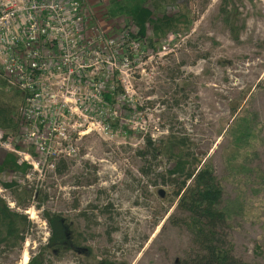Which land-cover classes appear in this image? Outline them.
I'll return each instance as SVG.
<instances>
[{"label": "rangeland", "instance_id": "374dc122", "mask_svg": "<svg viewBox=\"0 0 264 264\" xmlns=\"http://www.w3.org/2000/svg\"><path fill=\"white\" fill-rule=\"evenodd\" d=\"M79 1L91 25L122 40L127 50L121 71L108 82L115 100L93 108V124L77 127L71 158L55 160L41 174L0 171V182L15 180L32 192L22 208L13 190L0 192L31 222L20 247L0 245V264H24V253L29 260L46 244L45 211L60 214L70 237L80 234L91 250L45 251V264H180L193 248L187 213L177 207L176 185L156 174L175 160L164 153L169 134L183 138L184 152L198 165L208 163L222 186L233 255L264 264V0H146L154 14L180 19L165 34L154 36L147 26L151 44L122 38L137 29L125 17H107L109 0ZM23 100L0 78V107L14 115ZM100 114L106 122H98ZM10 134L20 148L18 132ZM147 138L161 147L155 158L137 153ZM8 152L0 147V163Z\"/></svg>", "mask_w": 264, "mask_h": 264}, {"label": "built area", "instance_id": "2783aa9c", "mask_svg": "<svg viewBox=\"0 0 264 264\" xmlns=\"http://www.w3.org/2000/svg\"><path fill=\"white\" fill-rule=\"evenodd\" d=\"M90 20L79 0H0V78L24 99L15 111L20 148L1 129L0 147L32 173L71 158L77 127L93 124V108L107 104L103 92L115 91L108 82L121 71L127 50ZM93 74L101 77L94 81ZM28 147L33 152L23 150Z\"/></svg>", "mask_w": 264, "mask_h": 264}, {"label": "trees", "instance_id": "16d2710c", "mask_svg": "<svg viewBox=\"0 0 264 264\" xmlns=\"http://www.w3.org/2000/svg\"><path fill=\"white\" fill-rule=\"evenodd\" d=\"M145 3L146 0H109L105 13L108 18L125 17L136 27V33L128 32V38V35L137 39L148 38L149 44H151L152 37L149 38L146 35L148 27L153 29L154 36L159 33L165 34L169 29H172L174 24L180 22V19L179 16L174 18L167 14H154ZM221 11L225 12L223 7H221ZM225 21L231 24L228 15ZM231 30L233 31L232 26ZM115 93L116 91L103 92L105 101L112 104L115 100ZM11 111L6 106L0 107V129L5 133L18 132L19 129L15 114L11 115ZM171 136L174 135H168L164 153L169 157H175L173 166L167 169V172L159 170L156 174L162 178L163 183L176 185L174 195L179 197L177 207L187 213L185 223L192 233L193 248L186 258L180 260V264H247L233 255L232 243L226 238L224 228L227 226V216L220 207L223 188L214 177L211 166L204 162L198 165L200 160L194 163L195 160L192 159L191 153L184 152L182 148L185 146V140ZM173 147L178 148L175 154L171 151ZM160 150L161 147L153 146V143L147 138L145 149L139 150L137 153L143 158H146L147 155L149 158L150 156L155 158ZM193 163L194 167H192ZM28 168L29 166L25 163L19 164L16 155L12 152H8L0 163V171L8 169L22 176L26 174ZM62 168L63 166L59 164L56 166V171L60 173ZM142 172L146 175L149 170L145 168L142 169ZM177 176H182V179L177 181ZM1 183L14 191L16 194L15 203L18 208L29 206L32 195L30 189L19 186L15 180ZM44 217L50 227L48 240L26 264H45V251L59 254L69 248L64 247L65 232L68 228L64 218L58 213H49L48 211L44 212ZM30 225L31 222L26 214L11 209L0 197V245H5L9 249L20 247L25 239L23 232ZM77 235L80 236V234ZM103 264H106V261Z\"/></svg>", "mask_w": 264, "mask_h": 264}, {"label": "flooded vegetation", "instance_id": "af4514ba", "mask_svg": "<svg viewBox=\"0 0 264 264\" xmlns=\"http://www.w3.org/2000/svg\"><path fill=\"white\" fill-rule=\"evenodd\" d=\"M76 237H77V235H76ZM65 238H66V240L64 241V243H65L64 247L65 248L69 247L68 249L71 251H75L76 253H85L87 255L91 251L89 247L81 244V239H77V238H75V236L70 237L68 228H66ZM104 261H106V264H115L114 262H110V261H107L105 259L98 260L96 262V264H103Z\"/></svg>", "mask_w": 264, "mask_h": 264}, {"label": "bare ground", "instance_id": "6f19581e", "mask_svg": "<svg viewBox=\"0 0 264 264\" xmlns=\"http://www.w3.org/2000/svg\"><path fill=\"white\" fill-rule=\"evenodd\" d=\"M28 261V254L24 253V257H23V263L26 264Z\"/></svg>", "mask_w": 264, "mask_h": 264}, {"label": "water", "instance_id": "95a60500", "mask_svg": "<svg viewBox=\"0 0 264 264\" xmlns=\"http://www.w3.org/2000/svg\"><path fill=\"white\" fill-rule=\"evenodd\" d=\"M160 194H161V195L163 194V191H162V190H160Z\"/></svg>", "mask_w": 264, "mask_h": 264}]
</instances>
